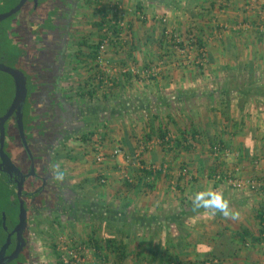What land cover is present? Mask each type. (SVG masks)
<instances>
[{
	"label": "crops",
	"instance_id": "crops-1",
	"mask_svg": "<svg viewBox=\"0 0 264 264\" xmlns=\"http://www.w3.org/2000/svg\"><path fill=\"white\" fill-rule=\"evenodd\" d=\"M88 1L84 34L73 48L65 43L71 49L61 65L70 66L75 95L68 112L59 113L68 116L64 142L90 133L85 143L94 145L99 132L106 159L89 167L84 153L60 150L55 163L64 171L69 165L72 196L86 193L91 216L79 241L88 248L87 264L99 255L117 264H264V186L235 191L211 177L236 170L264 184V0H98L97 11V1ZM116 5L128 31L124 42L108 47L112 81L104 86L87 46L103 37V21ZM36 26L40 34L54 30ZM165 27L188 48L200 41L206 64L194 62L193 48L180 54L162 36ZM128 66L153 72L134 76L124 71ZM28 82L35 89V78ZM38 99L34 121L53 124L47 97ZM215 142L228 157H212ZM114 149L121 155L111 158ZM209 185L223 191L239 220L193 210L190 197ZM74 221L70 230L78 229Z\"/></svg>",
	"mask_w": 264,
	"mask_h": 264
},
{
	"label": "flooded vegetation",
	"instance_id": "flooded-vegetation-1",
	"mask_svg": "<svg viewBox=\"0 0 264 264\" xmlns=\"http://www.w3.org/2000/svg\"><path fill=\"white\" fill-rule=\"evenodd\" d=\"M79 1L80 0H37L36 4L33 0L28 1V3L32 4V9H34V11L36 10V12L35 14H33L34 11L30 12L28 24H26L25 27L23 25L24 28H28L30 31L35 25H38V21L43 16L37 15H39V11H42L44 8H46L44 12L45 16L50 18V13L55 17L58 16L60 18L59 20L66 22V26L55 39L52 37L53 30L50 33H43V35L41 33L40 43H37L36 40L33 41L34 35L31 32L29 33L33 35V39H30L28 35L25 38V46L27 48L31 46L30 49H33L36 54L33 58H31L33 54L25 55V58H22L25 67L33 74V76L30 77L31 73H24L27 79V98L23 108V131L27 149L23 146L20 139L15 115L11 116L4 123L0 122V146L2 145L3 153L9 160V163H2L0 158V200L4 204L2 209H0V250L6 242L7 237L10 235V243L5 251V257L8 258L16 252V257L9 262H5V264H33L35 262L33 259V246L31 240L36 236V233L39 232V216L43 215L44 211L56 213L57 211L60 212L64 210L65 213V210H67L66 217L69 218L68 209H70L72 205V194H74V192H71V190L68 191L69 185L65 180L60 182L53 179L52 166L55 165L57 154L62 149V145L67 138V134L63 135L62 132L70 134L66 132L64 128L65 124L68 122V116L65 118L63 113H59L61 111L64 112V109L66 111L68 109L67 105L69 104L64 102L62 98H59L60 95L59 92H57V87L59 86L60 65L65 61V58L62 57L66 49L65 35H67L66 32H68V23L75 8L78 7ZM57 3L60 5H58V9L53 11V9L57 7ZM55 12L56 14H53ZM42 44L47 58H37L42 55ZM3 59L4 58H0V63L7 65V63H3ZM43 64L45 66H43ZM40 70L44 73H40ZM35 74L40 80L35 83V89H32V87L30 91L28 80L29 77L35 78ZM51 77L52 79H50ZM42 79L46 81V84L39 86ZM10 81L12 82L13 88L12 97L4 113L0 114V118L5 115L14 97L13 80L10 78ZM41 86L42 88H39ZM42 91H44V94L40 93ZM48 93L52 94V97H49L50 102L48 106L53 114L52 119H54V122L49 125L44 124L43 127H41L38 125V122L34 121L38 113L36 109L39 99L37 100V98L40 96L47 97ZM61 100L63 103H61ZM26 106L29 108L27 109V114H25ZM56 114H58V116ZM28 116L30 120L26 121ZM62 119H64V121L60 123ZM18 189L21 191L23 208L26 211V224L19 233L16 231L14 232L20 220V200L17 195ZM53 221L57 222V220ZM67 221L70 223L71 220Z\"/></svg>",
	"mask_w": 264,
	"mask_h": 264
},
{
	"label": "rangeland",
	"instance_id": "rangeland-1",
	"mask_svg": "<svg viewBox=\"0 0 264 264\" xmlns=\"http://www.w3.org/2000/svg\"><path fill=\"white\" fill-rule=\"evenodd\" d=\"M18 0H0V13H5L8 12L11 8V6H13ZM97 4H95V11H97V6L101 5V2H99L98 0ZM104 1V0H103ZM85 2V0H80L78 2V7L75 8L73 13H77L76 15L72 14L71 19L68 23V34L65 37L66 43L68 45L71 46V48H73L75 45V43L77 42V39H79L81 37V35H83V29L86 30V24H89V21H87V19H89L88 17H92V16H87L86 11L83 10V8L85 6H89L87 5V3H83ZM54 5V4H53ZM58 4L57 3V7L58 8ZM79 8V9H78ZM32 9V4L31 3H27L26 7L24 9H22L19 13H17L16 15L12 16L11 18L5 20L4 22H2L0 24V48L2 50H0V58H4V62L3 63H7V65H10L9 62V57L11 58L12 54L16 55L17 57L24 53V51L26 52V55H31V58H33L36 54L35 51H33V49H30L31 46L29 48H27L24 45L25 42V38L28 35V37L31 39H33V35H34V39L37 41V43L41 42V36L43 35L44 31L41 29L39 30L40 32L42 31V35L39 32L33 33V35H31L29 32H31L32 30L35 32L37 26L35 25V27H33L32 29L28 28H24L26 24H28V20H29V10ZM86 9V7H85ZM46 8H44L42 11H39V15L37 16H43L41 17V19L38 21V25H44V23H48L49 26H51L54 30H53V35L52 37L57 38L58 34H60V32L63 31V29L66 26V22L65 21H61L59 20L60 18L58 16H54V19L50 20V18H46L45 16V12ZM96 13V12H95ZM56 14V12L54 13ZM97 14V13H96ZM98 15V14H97ZM95 18V17H94ZM34 20V19H33ZM35 22V21H33ZM104 23V21H103ZM92 24V23H90ZM97 24V23H94ZM24 25V27H23ZM76 26V28H72L71 26ZM77 26L79 28H77ZM72 28L74 30H71V32L69 31V29ZM56 30V31H55ZM60 30V31H58ZM83 30V31H81ZM58 31V33H57ZM97 35V34H96ZM33 40V41H35ZM43 42V41H42ZM33 44V42H32ZM66 44V45H67ZM25 46V48H24ZM69 46V48L66 50L68 51L67 53H69V50L71 49ZM23 47L24 50L21 48ZM42 55L37 57V58H47L46 54H45V50L42 44ZM73 51V49H72ZM71 51V52H72ZM48 53V51H47ZM4 54V55H2ZM23 58H25V54L23 55ZM43 66H45L43 64ZM196 66V65H195ZM41 67V65H40ZM68 65H60V76L62 78V85L59 82V86L57 87L59 92V95L61 96V98L64 100V102H67V104H71L73 102V99L75 95L74 92H72L71 88H70V81H69V70H68ZM41 69V68H40ZM63 70V71H62ZM40 73H44L41 72ZM52 79V77L50 78ZM43 82V81H41ZM52 82V81H51ZM12 82L10 81V78L8 75L0 73V114L4 113V111L6 110V108L8 107L9 101L11 100V95L13 92V88H12ZM61 85V86H60ZM7 86V87H6ZM31 87L29 86V89ZM70 92L73 95H69ZM52 97L51 93H48L47 95V99L45 97V99L47 101H45V103L50 102L49 99ZM52 101V100H51ZM44 108V107H43ZM27 109H29L27 106L25 108V114H27ZM97 131V130H96ZM98 132V131H97ZM81 136V134H79ZM79 135L73 136L71 138V140H68L66 142H64V144L62 145V149L61 151H65V152H80L81 154L84 153V156H86V162L85 164L88 165L89 167H96L99 164L95 161V151H94V145H92L91 141L90 143H85L82 141L81 137ZM96 135L99 137V132L96 133ZM94 137V136H93ZM93 140V139H92ZM95 140H93L92 142H94ZM101 165V164H100ZM64 168L69 169V165L64 166ZM61 171L64 172V180L66 182H68L67 184H72L73 181L71 182L72 175H70L68 173V171H64L63 167L59 168ZM71 176V177H70ZM78 180V179H77ZM80 184H84V181H80ZM79 184V183H78ZM1 191V189H0ZM0 199H1V194H0ZM86 199V193H82L79 195H73L72 197V205L70 207V209H68V215L69 218L66 217L67 215V210H65L66 212L64 213V210H61L60 212H50V211H44L43 215L39 216V220H40V225H39V229H38V233H36V236L33 237V239L31 240L32 246H33V259L35 260L32 261L34 262L33 264H63L61 261H59V253L60 251L58 250L57 246H59L60 243V238L66 239L68 242L69 240H74L77 242H81L79 241V236L83 234V231H86L85 229L86 226L84 225L85 220H90V216L91 214L89 213V209L88 207L86 208V204H84V200ZM13 200V198H12ZM4 206L3 202L0 200V209H2V207ZM94 214H96V219H99L100 213L99 211H95V213H93V217ZM92 218V217H91ZM76 220L74 222L77 223L78 225V229L74 230L73 226L72 229L70 230V226L68 224L67 220ZM53 220H57L53 221ZM60 224L59 226L57 225ZM0 239H1V235H0ZM83 243V242H82ZM113 261V260H112Z\"/></svg>",
	"mask_w": 264,
	"mask_h": 264
},
{
	"label": "built area",
	"instance_id": "built-area-1",
	"mask_svg": "<svg viewBox=\"0 0 264 264\" xmlns=\"http://www.w3.org/2000/svg\"><path fill=\"white\" fill-rule=\"evenodd\" d=\"M112 13L114 14V17L108 16L105 20V22L102 25V41L98 47L97 55L95 57V63L98 69V72L100 74L99 81L104 86H109L111 84V77L109 75V71L107 69V50L110 44L113 42H124L125 36L128 31L127 22L125 19V16L122 12V7L120 5L114 6ZM160 21L166 25L167 19L162 17L160 18ZM162 36L166 41H169L175 46V49L180 54H185V51L190 48L187 47L186 43L183 41L182 38H180L177 34H175L171 29L165 27L162 30ZM190 49H194L196 53L198 54V60H195L194 62L197 65H200V67H203L204 64H206V49L204 46H198L195 41L190 40ZM189 49V50H190ZM125 72H129L130 74L136 76V75H150L153 71L150 69L143 70L142 72L135 70L132 66H128L124 70ZM95 142H94V151H95V161L98 164H102L104 160L106 159L105 153L103 152V148L100 142V137L94 136ZM121 155L120 149H114L110 157L114 158L116 156ZM211 155L213 158H218L220 156L228 157L229 152L228 150L224 149L222 145L218 142H215L211 146ZM181 173L185 176H188V170L185 168L181 171ZM212 179L218 182H223L226 186L231 188L235 191H241L244 188H252L255 190H258L259 192L262 190L264 184L258 180L254 179H242L238 176V171H227L225 173L216 171L212 174ZM105 180L102 179L101 182L103 183ZM131 181V180H130ZM264 212V211H263ZM261 238L264 242V231L261 233ZM59 253V261H61L63 264H87L89 259L88 256V248L80 242L69 240L68 242L66 239L60 238L59 246H57ZM94 264H115L111 259L104 256H97V258L94 261Z\"/></svg>",
	"mask_w": 264,
	"mask_h": 264
},
{
	"label": "water",
	"instance_id": "water-1",
	"mask_svg": "<svg viewBox=\"0 0 264 264\" xmlns=\"http://www.w3.org/2000/svg\"><path fill=\"white\" fill-rule=\"evenodd\" d=\"M30 0H19V2L11 8L8 12L0 13V24L5 20L11 18L12 16L19 13L23 7ZM34 3H37V0H33ZM34 4V5H35ZM0 73L8 75L13 80L14 85V97L11 102L10 107L7 109L5 115L0 118V122H6L11 116L15 115L17 127L20 135V139L23 143V146L27 149L26 139L23 131V108L25 105V100L27 98V79L25 74L19 69L7 66L5 64L0 63ZM2 129V128H1ZM3 134V133H2ZM2 136V135H1ZM2 143V142H1ZM0 158L2 163H9L7 156L3 153L2 145L0 146ZM18 198L20 200V220L18 226L15 228L14 232H20V230L26 224V211L23 208V201L21 199V191L18 189L17 192ZM10 243V235L7 237L6 242L2 246L0 250V264H5V262H9L16 257V252L9 256L5 257V251L8 248Z\"/></svg>",
	"mask_w": 264,
	"mask_h": 264
},
{
	"label": "clouds",
	"instance_id": "clouds-1",
	"mask_svg": "<svg viewBox=\"0 0 264 264\" xmlns=\"http://www.w3.org/2000/svg\"><path fill=\"white\" fill-rule=\"evenodd\" d=\"M53 179L63 182L64 172L59 169V165H53ZM193 210L203 209L211 218L220 214L224 219L237 221L241 218L238 210H233L230 201L225 197L223 191L209 185L203 190H198L190 197Z\"/></svg>",
	"mask_w": 264,
	"mask_h": 264
},
{
	"label": "trees",
	"instance_id": "trees-1",
	"mask_svg": "<svg viewBox=\"0 0 264 264\" xmlns=\"http://www.w3.org/2000/svg\"><path fill=\"white\" fill-rule=\"evenodd\" d=\"M85 1H88V0H85ZM19 2V0L13 5V6H11V7H14L17 3ZM89 2V1H88ZM27 5V4H26ZM26 5L23 7V9L26 7ZM53 6V5H52ZM55 9H58V8H54L53 9V11L55 10ZM32 11H34V9H31V10H29V12H28V14H30V12H32ZM35 12H36V10L34 11V13L33 14H35ZM54 14V13H53ZM109 14V16H113L114 17V14L112 13V11H110V13H108ZM106 14H102V20H105V16ZM49 16H50V19L52 18V19H54L53 17V15L50 13L49 14ZM108 17V16H107ZM48 24V23H47ZM100 28H101V26H100ZM34 33H36V32H34ZM199 40V39H198ZM101 41H102V38L100 39V41L99 42H97L96 44H94V45H91V46H87L89 49H90V53H91V55L90 56H92L93 58H95L96 57V55H97V50H98V47H99V45H100V43H101ZM198 44H200V46L202 45L201 43H200V41H198ZM23 50H24V48H25V46H24V48L23 47H21ZM0 50H1V48H0ZM26 55V52L24 51V53H22V54H20L18 57L16 56V55H13L12 54V56H11V58L9 57V62L8 63H10V65H7V66H10V67H13V68H18L19 70H21L23 73H25V74H27V73H31V71L29 70V69H27L26 67H25V65H24V63L22 62V58H23V55ZM2 55H4V54H2ZM34 73V72H33ZM33 76V74L31 73V75H30V77H32ZM36 79V82H38L39 80H40V78H38L37 76H36V74H35V76H34ZM35 82V83H36ZM101 83V82H100ZM36 85V84H35ZM93 134H88V135H83L82 137V140H83V142H86V141H88V136H92ZM90 140V139H89ZM262 216H264V212H262V214H261ZM118 260H120V259H118ZM118 263V262H117ZM117 263H115V264H117ZM59 264V263H58Z\"/></svg>",
	"mask_w": 264,
	"mask_h": 264
}]
</instances>
